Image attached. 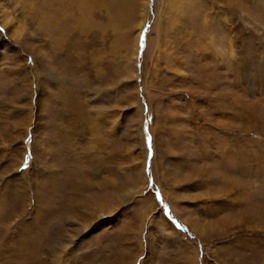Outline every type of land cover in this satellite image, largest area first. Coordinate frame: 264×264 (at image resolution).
Returning <instances> with one entry per match:
<instances>
[{"label": "rangeland", "instance_id": "374dc122", "mask_svg": "<svg viewBox=\"0 0 264 264\" xmlns=\"http://www.w3.org/2000/svg\"><path fill=\"white\" fill-rule=\"evenodd\" d=\"M0 29V264H264V0H0Z\"/></svg>", "mask_w": 264, "mask_h": 264}, {"label": "snow or ice", "instance_id": "6c2138e0", "mask_svg": "<svg viewBox=\"0 0 264 264\" xmlns=\"http://www.w3.org/2000/svg\"><path fill=\"white\" fill-rule=\"evenodd\" d=\"M3 31V29H0V32H2ZM25 166H27V164H25Z\"/></svg>", "mask_w": 264, "mask_h": 264}, {"label": "bare ground", "instance_id": "6f19581e", "mask_svg": "<svg viewBox=\"0 0 264 264\" xmlns=\"http://www.w3.org/2000/svg\"><path fill=\"white\" fill-rule=\"evenodd\" d=\"M231 118H232V117H231ZM221 144H222V143H221ZM221 144H220V145H221ZM231 145H232V144H231ZM232 146H233V145H232ZM226 155H227V154H226ZM226 155H225V156H226ZM228 158H229V157H228ZM142 203H143V202H142Z\"/></svg>", "mask_w": 264, "mask_h": 264}]
</instances>
